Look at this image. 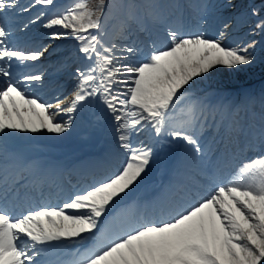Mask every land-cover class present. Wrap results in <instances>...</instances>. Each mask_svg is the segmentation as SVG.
Masks as SVG:
<instances>
[{
  "label": "snow or ice",
  "instance_id": "obj_1",
  "mask_svg": "<svg viewBox=\"0 0 264 264\" xmlns=\"http://www.w3.org/2000/svg\"><path fill=\"white\" fill-rule=\"evenodd\" d=\"M49 6H55L54 0H0V153L6 162L8 132L67 133L81 104L96 99L114 121L119 147L127 155L114 173L70 193L62 204L25 208L0 193V264H64L41 257L68 243L82 249L72 264H264V111L259 132L252 135L244 123L247 114L236 109L226 124L228 110L193 91L197 79L217 66L237 69L253 63L250 49L256 40L226 46L227 23L214 38L185 32L183 25L169 22L179 6L168 0H70L61 11L49 16L40 10L21 25L27 29L42 22L53 41L70 37L82 62L73 74L70 97L41 102L28 90L42 85L44 73L17 69L39 61L48 45L17 47L14 33L21 29L12 22L18 14ZM261 11L250 10L256 17L253 34L264 33ZM115 16L118 25L110 30L107 23ZM158 25H167L163 41L153 38ZM139 32L149 37L147 44L134 38ZM209 111L220 114L214 126L245 135L241 152L255 153L226 179L219 174L236 153L225 148L217 155L218 150L200 142L207 126L200 117ZM166 132L197 157H208L207 191L135 213L129 205L117 206L152 157L153 148L139 137L159 138Z\"/></svg>",
  "mask_w": 264,
  "mask_h": 264
},
{
  "label": "rangeland",
  "instance_id": "obj_2",
  "mask_svg": "<svg viewBox=\"0 0 264 264\" xmlns=\"http://www.w3.org/2000/svg\"><path fill=\"white\" fill-rule=\"evenodd\" d=\"M185 1L186 6L183 0H168L169 3L179 6V8L173 9L172 14L169 16V22L174 26L183 25V30L185 32H202L206 37L214 38L218 36L223 25L227 23L230 25V28L227 30L226 39L224 41L226 46L235 47L239 44L250 42L253 39L256 40V46L250 49L251 54L254 56L253 63L240 66L237 69L217 66L210 75L197 79L193 86V91L195 88L199 87L200 90L194 91L196 96H207L208 100L213 105H219L221 100H223L222 104L224 108L229 110L225 118L226 124L232 119L233 111L238 109V99L234 91H239L241 93V98L238 97L241 101H244L245 97L248 98V96H252L250 95L252 92H257L259 95L256 97L252 96L251 111L248 112V118L244 121L251 130V134H257L259 129L254 126L253 122H260V113L264 111V99L262 95L264 94V33L257 32L253 34L252 25L256 17L250 16L249 13L252 8L264 10V0ZM20 2L22 4H27L28 0H20ZM68 3H70V0H60L58 5L38 9L45 11L51 16L61 11ZM38 11L39 10H34L27 14L16 15L13 18L12 27L14 29H21V25L31 16H35ZM110 20L107 26L110 30H114L118 25L119 17L115 16ZM165 26L167 25L156 26V28L153 29V38L159 37L160 40L163 41V28ZM31 28H34V30H30ZM48 32L49 30L42 26V22H37L34 25H29L27 29H21L14 33L17 47L31 48L41 44L48 45L47 51L39 61L28 62L29 67L17 69V71L32 72L35 74L44 73L42 85H36L28 90L29 95L39 96L41 102H53L52 94L60 89H62L60 92L61 98L63 95L71 96L75 81L73 80L72 74L65 73L64 69L68 68L71 70V66L75 62L81 61L79 53L76 51L77 46L70 37L53 41L49 39ZM142 37L145 38V44H147L149 37L143 32L137 33L134 38L141 41ZM66 52L68 55H66ZM211 86L220 87L217 89L218 93H215V91L211 89ZM212 97H214L213 101ZM49 98L50 100H48ZM247 103V100H245L242 106L239 107V111L242 115L245 114L244 110L247 107ZM252 113H255V116H253ZM66 118L65 116L60 117V119ZM200 119L205 121L207 125L199 134L200 142L206 149L211 146L214 150H218L216 153L217 155H219V152L224 151L225 148L229 150L232 148V151L236 153L234 163H232L233 159H231L230 167L223 168L219 174L220 179H226L229 173L233 171L242 160L255 153L252 152V154H250V150L241 153L235 148V146H238L240 149L244 148L246 137L243 133L236 131L229 133L225 131V128H218L213 125L214 119H220L219 113L213 114L209 111L201 116ZM73 121L74 123L71 129L65 134L8 132L4 135L6 137L10 136L24 139L28 141V152L36 156L60 158L62 163L64 161L71 162L77 158L82 161L91 156H93L91 159L98 158V156H105L104 154H99L103 149L116 155V161L101 166L102 169H100L103 171L99 173L98 177L96 174H93L95 180L93 178H88L94 181L89 182L87 178H81L84 183L88 184L86 186L88 187L90 184L102 180L106 176L114 173L122 163L125 162L127 153L119 147L117 136L114 131V121L98 100L89 99L82 103L79 110L73 114ZM111 131L113 133L108 135ZM146 135L152 141V143H147L153 148L150 163L136 184L128 191L127 195L117 201V206L125 205L132 197L142 196L147 192L151 193L153 186L156 184L158 185L156 188H160L171 178L174 172L173 170L176 167H179L180 170L187 173H196L194 171L196 168L208 172V157L199 158L194 155L192 148L186 145L183 140H173L167 135V132L159 138L152 137L150 133H145L140 136L139 139L144 140ZM230 135H232V137H230ZM34 136H42L43 138ZM225 137L233 139L232 143L229 144V146H224L221 150L217 149L219 139ZM248 138L250 139L251 135ZM38 139H45L51 142L55 145V148L35 151L34 149L38 147L34 142ZM213 141H215V143H213ZM91 143H93V147L90 151L89 147ZM7 150H10V144ZM0 155L4 156L3 153H0ZM224 170H226L225 174ZM177 177V180H185L183 175ZM151 179H155L156 181L151 183L149 182ZM201 180L202 184H197L195 182L191 183L188 190L194 189L202 193L207 191V175L201 174ZM80 181L81 180H79V182ZM79 182H77V184ZM143 187H146V189ZM185 190L187 189H182L181 193L175 195L173 198L166 197L164 202L167 203L170 199V201H172L180 196L186 195L187 192ZM188 199L190 200L191 197H188ZM73 245L75 249H81L79 243H73Z\"/></svg>",
  "mask_w": 264,
  "mask_h": 264
},
{
  "label": "bare ground",
  "instance_id": "obj_3",
  "mask_svg": "<svg viewBox=\"0 0 264 264\" xmlns=\"http://www.w3.org/2000/svg\"><path fill=\"white\" fill-rule=\"evenodd\" d=\"M61 91H62V89L58 90L57 92H54L52 94V98L57 96V95H60ZM109 135H111V134H109ZM144 140L146 141L145 143H152L151 139L147 135L144 138ZM103 153L105 154V156H98V158L87 159V160L79 163L78 164L79 168H77V169L75 168V169L71 170L76 165H71L70 166V165H66L64 163L60 165L59 169L63 170V172H64V170L67 171V168L69 167V170H71V173L68 172V174H70V175H67L68 179L78 180V179H80L82 177H86L89 182H92V180L88 179V178H92V174H96V172H93V173L90 172L92 167L95 168L96 170H100L101 166H105L106 164H108L110 162L116 161V155H114L112 152L106 150V151H103ZM177 169H179V168H177ZM177 169H176V171H177V173H179ZM179 171H181V170H179ZM194 171L196 173H193V172L189 173V174L188 173H179V175H183L184 178H185V180H182V181L175 179V171H174L173 177L168 179L167 182L165 183V185H163V187H161V189L159 191L154 189L155 191H153L152 193H148V192L145 193V195H143L142 197H139V198H141V200L136 201V205H137L138 202H141V204H143V205L150 206L151 200L153 199L154 196H156V199H158L157 193L160 192V191L164 192L166 194L170 193V192H174V191H179V190H182L184 188L187 189V190H185L187 193L196 191L194 189L188 190V188H190V184L194 183V182L197 183V184H202L201 174L202 175H207V172H205V171H203L202 169H199V168L194 169ZM179 175H176V177L179 176ZM62 176H63V173H62ZM31 180H33V176L31 177ZM155 181H156L155 179H151L149 182L153 183ZM56 184L53 186L52 191H54L56 189ZM8 185H11V182H9ZM143 188L146 189V187H143ZM141 190H142V188H141ZM67 191H65L62 188V193H66ZM164 193L162 195H164ZM19 202H20V200L17 199L16 203H19ZM43 204L56 205L58 203H56V202H52V203L45 202V203H40L39 205H43ZM36 207H33V208H36ZM60 246H62V245L55 246V247L58 248ZM62 249H63V247H62ZM59 252H61V251H59V250L55 251L56 254H58ZM70 252L71 251H68V252H66V254H68ZM64 255L65 254H63V256ZM41 259L51 260V258H49L48 256H42Z\"/></svg>",
  "mask_w": 264,
  "mask_h": 264
},
{
  "label": "trees",
  "instance_id": "obj_4",
  "mask_svg": "<svg viewBox=\"0 0 264 264\" xmlns=\"http://www.w3.org/2000/svg\"><path fill=\"white\" fill-rule=\"evenodd\" d=\"M89 2H93V0H89ZM263 11H264V10H262V12H261V13H263ZM263 14H264V13H263Z\"/></svg>",
  "mask_w": 264,
  "mask_h": 264
}]
</instances>
